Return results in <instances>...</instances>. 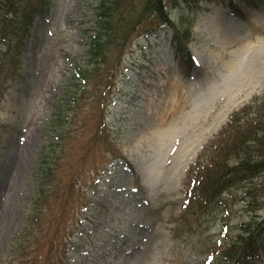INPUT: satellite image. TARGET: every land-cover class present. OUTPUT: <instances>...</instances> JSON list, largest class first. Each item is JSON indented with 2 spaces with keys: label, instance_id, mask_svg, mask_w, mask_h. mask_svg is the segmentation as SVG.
<instances>
[{
  "label": "rangeland",
  "instance_id": "374dc122",
  "mask_svg": "<svg viewBox=\"0 0 264 264\" xmlns=\"http://www.w3.org/2000/svg\"><path fill=\"white\" fill-rule=\"evenodd\" d=\"M33 1L29 30L0 36V264H144L154 246L165 264H236L222 257L241 222H263L264 173L223 204L189 191L228 133L264 118V0H164L167 23L124 0L100 47V0ZM231 59L248 78L226 95ZM175 82L180 112L161 123Z\"/></svg>",
  "mask_w": 264,
  "mask_h": 264
},
{
  "label": "trees",
  "instance_id": "16d2710c",
  "mask_svg": "<svg viewBox=\"0 0 264 264\" xmlns=\"http://www.w3.org/2000/svg\"><path fill=\"white\" fill-rule=\"evenodd\" d=\"M203 0H176L180 4H191V9L197 7ZM164 0H152L149 3V15L154 13L159 15L162 22L167 23L165 18ZM124 0H100L99 13L96 17L98 33H102L105 37L101 38L95 35L93 42L96 47L101 46L103 39L107 40L109 34L114 31L113 24L115 14ZM40 10L44 15L49 12L50 2L48 0H39ZM34 3L32 0H0V36L9 46L11 41L16 37H21L29 30L33 15L35 13ZM189 10V12L193 10ZM145 8L142 15L147 13ZM141 15V17H143ZM169 20V19H168ZM174 32V41L179 44L180 51L186 50L184 36L178 31ZM107 36V37H106ZM184 43V42H183ZM188 56L189 54L186 53ZM189 57V56H188ZM252 124L245 123L239 129H236L235 136L220 141L215 147L216 156L212 157V167L204 173L198 181V185L194 184V190L199 189L200 196L196 198V205L199 208L209 207L216 204H223L226 193L237 185L250 183L255 177L264 173V118H260ZM231 134V133H230ZM234 157V158H233ZM232 159L230 162L229 159ZM56 161L47 163L43 170V178L47 176L50 179V172ZM249 207H253L254 212L256 203H246ZM239 233L231 240L226 248V254L222 260L229 262L236 260L246 261L254 256L260 249L264 248V220L258 222L252 216L249 221L241 222L238 226Z\"/></svg>",
  "mask_w": 264,
  "mask_h": 264
},
{
  "label": "bare ground",
  "instance_id": "6f19581e",
  "mask_svg": "<svg viewBox=\"0 0 264 264\" xmlns=\"http://www.w3.org/2000/svg\"><path fill=\"white\" fill-rule=\"evenodd\" d=\"M199 60V58H198ZM227 70H229V73L225 75V77L222 80V84L220 88L225 89L224 94H228L230 88L234 85H242L244 82L247 81L248 78V72L245 71V64L244 61H233L232 59L229 60V62L226 64ZM252 77L255 76V72H253ZM235 79V81H233ZM172 93L171 98L169 102V108L171 107V112L167 115H162L161 123L166 121L167 119L173 118V116H176L181 109L182 106V88L181 86L175 82V84L172 87ZM164 104H168V102H164ZM161 107L164 106L163 102L159 104ZM165 107V106H164Z\"/></svg>",
  "mask_w": 264,
  "mask_h": 264
},
{
  "label": "clouds",
  "instance_id": "9594fccd",
  "mask_svg": "<svg viewBox=\"0 0 264 264\" xmlns=\"http://www.w3.org/2000/svg\"><path fill=\"white\" fill-rule=\"evenodd\" d=\"M156 248L153 247L152 251L149 252L144 259V264H165L166 261L172 259L171 253L161 256L159 259L155 256Z\"/></svg>",
  "mask_w": 264,
  "mask_h": 264
}]
</instances>
